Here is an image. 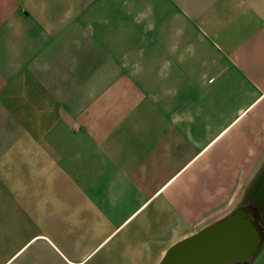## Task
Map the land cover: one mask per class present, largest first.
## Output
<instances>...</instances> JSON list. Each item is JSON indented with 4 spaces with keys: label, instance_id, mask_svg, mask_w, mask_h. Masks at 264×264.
<instances>
[{
    "label": "crops",
    "instance_id": "obj_1",
    "mask_svg": "<svg viewBox=\"0 0 264 264\" xmlns=\"http://www.w3.org/2000/svg\"><path fill=\"white\" fill-rule=\"evenodd\" d=\"M139 1L0 0V264H158L264 190V0Z\"/></svg>",
    "mask_w": 264,
    "mask_h": 264
},
{
    "label": "water",
    "instance_id": "obj_2",
    "mask_svg": "<svg viewBox=\"0 0 264 264\" xmlns=\"http://www.w3.org/2000/svg\"><path fill=\"white\" fill-rule=\"evenodd\" d=\"M241 209L174 243L158 264H248L262 244L251 216Z\"/></svg>",
    "mask_w": 264,
    "mask_h": 264
},
{
    "label": "flooded vegetation",
    "instance_id": "obj_3",
    "mask_svg": "<svg viewBox=\"0 0 264 264\" xmlns=\"http://www.w3.org/2000/svg\"><path fill=\"white\" fill-rule=\"evenodd\" d=\"M241 209L240 214L254 218V225L264 241V190H259L258 183L255 182L251 189L246 192L243 202L235 208ZM231 212V213H232Z\"/></svg>",
    "mask_w": 264,
    "mask_h": 264
},
{
    "label": "rangeland",
    "instance_id": "obj_4",
    "mask_svg": "<svg viewBox=\"0 0 264 264\" xmlns=\"http://www.w3.org/2000/svg\"><path fill=\"white\" fill-rule=\"evenodd\" d=\"M124 1V5L126 6L125 8H129V12H126V13H130L129 15H133V8L135 7L136 11H142L143 9H147L149 10V7L147 6H144L143 2L141 3L139 0H123ZM158 1V0H156ZM146 16L144 15V12L143 13H139L136 20L137 21H140L142 24L144 23H147V26H148V22H147V19L145 18ZM145 31H147L145 29ZM127 45H125V49H127ZM113 69V64L112 63H108V70L111 71ZM146 98V96H145ZM240 200V201H239ZM243 202V199H238L237 200V205L235 207H232L230 208L229 212L227 214H225L223 217H225L226 215L230 214L235 208H237L241 203ZM222 217V218H223ZM220 218V219H222ZM219 219V220H220ZM262 247V244L260 246V248L257 250V252L255 253L254 257L252 258L251 262L248 263V264H257L258 263V260H259V257H260V249Z\"/></svg>",
    "mask_w": 264,
    "mask_h": 264
}]
</instances>
